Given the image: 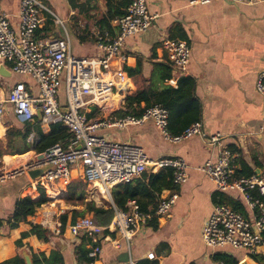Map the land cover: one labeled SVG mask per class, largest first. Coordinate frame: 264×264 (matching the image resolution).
Returning <instances> with one entry per match:
<instances>
[{
  "label": "crops",
  "instance_id": "obj_1",
  "mask_svg": "<svg viewBox=\"0 0 264 264\" xmlns=\"http://www.w3.org/2000/svg\"><path fill=\"white\" fill-rule=\"evenodd\" d=\"M19 1L0 0L2 11L14 25L17 23ZM40 1L55 17L67 22L68 27L64 26L70 36V46L72 37L77 44L76 52L81 49L77 43L79 42L80 45L92 48V53L84 55L96 54L97 36H111L99 23L103 13L108 10L107 0ZM129 1L111 0L109 6L117 8ZM193 1L195 0H146L147 10L154 16V20L146 31L130 34L124 39L122 51L126 60L122 65L133 67L136 64V56H140L143 71L148 75L152 69L151 61H167L161 46L164 39L177 38L187 41L190 46V61L184 75H190L195 80L194 93L201 103L200 122L203 130L207 133H221L224 135V144L239 153L236 160V176H246L243 173L245 169L252 170L253 174L257 171L258 175L264 176V104L254 87L256 76L264 65V0L254 4L225 0H210L203 4ZM41 17V25L36 31L37 38L49 39L64 35L60 24L55 23L47 11H42ZM111 25L115 27L114 33L117 34L114 19ZM80 37L84 39L83 42H80ZM2 64L11 72L9 63ZM111 65L112 69H116L117 59H113ZM180 76L174 74L164 84L176 87ZM18 81L32 85L33 93L36 94V88L30 78L13 72L9 76L0 74V91L6 92ZM60 101L62 104L65 102L63 87ZM5 109L0 121V142L3 143L4 149L7 148L6 131L12 127L23 126L13 115L10 105L6 104ZM104 114L92 105L85 110L88 120L101 118ZM39 128L47 133L50 127L42 129L39 125ZM96 132L141 146L151 161L164 157L184 159L188 165L186 181L172 190H162L155 197L158 200L160 196H166L175 190V203L166 214L154 216L143 225L130 243L117 233H111L109 238L118 241V245H114L111 240L105 239L106 232L94 236L70 235L67 230L68 224L71 223L70 211L83 210L85 205L82 202L72 203L71 207L61 213L45 205L47 201L36 209L35 214L40 224L48 228L54 236L49 241H43L30 234L21 239L22 247L18 248L15 241L20 239L22 232L30 229V224L20 222L15 228L8 229L4 221V225L0 227V262L18 253L22 254V251L29 254V249L48 255L52 249L58 248L62 251L64 264H78L75 247L85 240L86 249L90 250L95 245L101 248L94 264H123L129 258L148 264H221L214 258L217 253L232 255L239 264H264V260H254L250 256L251 253L245 250L230 246L210 248L202 241L203 223L217 200L223 198L225 203L232 206V203H237L245 212L237 191H216L214 183L197 169L206 159L216 158V147L207 146L197 136L178 143L168 142L162 138L150 120L119 130L114 127H101ZM35 157L36 152L33 150L15 156L10 154V151H4L0 156V173L30 162ZM160 170L154 167L148 172L156 174ZM137 180L146 183L147 179L142 174L115 185L110 189L111 199H107L99 187L86 185L88 189L84 202L92 200L96 206L111 208L114 204L112 193L123 192L125 183L134 186ZM74 181H83L80 167L72 170V182ZM66 191L67 188L64 191L52 188L44 192L50 198L60 199ZM144 193L145 190H140L134 198L127 201H137L139 205L145 204L146 210H151L156 199L151 200ZM27 195L37 199L39 192L38 187L26 174L0 182V218L9 217L15 201ZM64 213H67L64 230L60 233L59 226V233L56 234L54 229L56 225H61L60 215ZM44 218L48 225L43 224ZM148 253H153L152 259L146 258ZM252 254L260 255L264 259V241Z\"/></svg>",
  "mask_w": 264,
  "mask_h": 264
},
{
  "label": "built area",
  "instance_id": "obj_2",
  "mask_svg": "<svg viewBox=\"0 0 264 264\" xmlns=\"http://www.w3.org/2000/svg\"><path fill=\"white\" fill-rule=\"evenodd\" d=\"M210 0H195L194 3H207ZM233 3L254 4L262 0H225ZM47 11L55 23L63 29L62 37L37 38L42 11ZM154 20L147 10L146 0H130L124 15L114 19L117 34H100L96 42L97 53L77 55L72 52L70 36L63 21L55 17L40 0H20L17 23L14 25L0 5V63H9L11 72L28 77L36 88L23 81L13 84L6 92L0 91V121L5 113V105H10L13 115L21 123L31 124L27 141L31 145L37 139L34 125L39 122L42 129L60 122L70 133L64 141L55 143L36 157L19 167L0 173V182L26 174L28 169L50 165L41 177L32 180L44 191L56 188L64 191L72 182L73 168L82 169V179L88 187H99L107 199H111L110 189L117 184L140 177L146 165L159 169L171 167L176 185L187 179L188 165L178 157H164L151 161L144 149L136 144L112 139L97 129L114 127L123 129L129 125H141L150 120L162 138L178 143L191 137H199L209 147L217 148L215 159L208 158L197 167L214 185L216 191H237L245 212L232 208L225 202H215L206 217L202 229L203 243L210 248L230 246L254 253L263 243L264 234V176H236V160L239 153L228 148L221 133H207L200 121L187 126L183 131L172 134L167 129L168 113L159 104L144 110L141 115L118 116L115 111L125 109L120 104L119 94L123 91L127 74L123 67L126 60L122 51L124 39L134 33L146 31ZM166 60L172 65L174 74L183 75L190 61V46L187 41L166 38L162 41ZM117 59L118 67L112 69L111 62ZM61 87L65 102L61 103ZM255 90L261 95L264 104V65L258 72ZM95 106L105 114L101 118L88 120L85 110ZM66 109V111H63ZM40 112V119L36 116ZM177 193L171 191L160 196L153 210L142 211L139 205L128 200L123 208L112 204V217L109 224L102 226L89 215L77 217L68 224L70 235L94 236L106 232L117 233L130 243L135 233L154 216H163L175 203ZM44 218L43 224L48 225ZM59 224L54 232L59 233ZM118 245L117 240H111ZM98 245L91 247L88 256L93 258L87 264H94L100 254ZM148 259L153 253H148ZM123 264H148L145 261L129 258Z\"/></svg>",
  "mask_w": 264,
  "mask_h": 264
},
{
  "label": "trees",
  "instance_id": "obj_3",
  "mask_svg": "<svg viewBox=\"0 0 264 264\" xmlns=\"http://www.w3.org/2000/svg\"><path fill=\"white\" fill-rule=\"evenodd\" d=\"M107 0L108 10L103 13L100 24L104 26L114 36L115 27L111 25V21L117 17L124 15L125 8L129 2L123 3L120 7L111 8ZM108 32V33H109ZM84 39L80 37V42ZM135 66H125L127 80L123 91L119 94L120 104L125 108L115 111L116 115L123 116L131 114L139 116L148 107L159 104L167 110L168 122L167 129L172 134H177L183 131L190 124L200 121L201 118V103L196 97L195 80L190 75H181L177 80V86L173 87L169 84H164L174 75L172 65L168 62H152L150 74L146 75L143 71L142 58L136 56ZM22 127H12L6 131V147L9 148L12 155H24L28 151L33 150L36 153H41L55 143L64 142L70 137L68 130L60 123L56 122L50 125L49 131L44 133L39 128V125H34V130L37 134V139L33 145L28 143L27 136L31 130V124L22 123ZM3 143L0 142V156L4 154V149L1 148ZM246 176L252 175V170L243 171ZM146 183L137 180L134 186L125 183L123 192L117 191L112 193V199L117 207L123 208L127 199L134 198L138 191H144V195L151 200H157L156 195L160 194L164 189H174L176 184L173 181V169L171 167L162 168L158 173L144 172ZM130 188V189H129ZM39 196L37 199H32L30 196L18 198L14 203V208L11 215L7 218H0V227L4 225L8 229L15 228L20 222L30 224V229L21 233L20 239L15 241L18 248L22 247L21 239L30 234H34L38 239L49 241L54 235L46 227L40 224L38 216L35 214L36 209L48 201L43 188H38ZM85 183L83 181H74L67 187L66 201L69 203L82 202L84 209L78 211L73 209L70 211L71 222L77 217L83 216L86 212L92 214L93 220L98 225L109 224L112 217V208L96 206L91 200L84 202ZM155 200V206L157 201ZM216 202H224L223 198ZM232 202V201H231ZM137 203V201H136ZM227 203V202H226ZM139 205V203H137ZM235 210L243 212L241 206L237 203H232ZM154 206V207H155ZM154 207L151 209L153 210ZM139 208L142 211H150L145 209V204H140ZM61 225L60 233L63 232L67 220V213L60 215ZM264 241V234H263ZM86 241L83 240L75 247L78 264L89 263L93 258L88 256L89 249L85 248ZM29 256L32 264H64L62 251L58 248L52 249L48 255L43 252H33L29 249ZM256 261L264 260L260 255L250 254ZM214 258L221 264H239L237 259L229 254L217 253ZM0 264H25L24 257L21 253L6 259Z\"/></svg>",
  "mask_w": 264,
  "mask_h": 264
},
{
  "label": "rangeland",
  "instance_id": "obj_4",
  "mask_svg": "<svg viewBox=\"0 0 264 264\" xmlns=\"http://www.w3.org/2000/svg\"><path fill=\"white\" fill-rule=\"evenodd\" d=\"M54 13V12H53ZM55 14V13H54ZM63 23L66 27H68L67 25V22L63 20ZM79 46H81V49L79 52H76V46L77 44L75 43V41L72 39L71 37V48H72V52L73 53H77V54H81V55H84V54H89V53H92L90 52V50L92 49L90 46H87L85 47V45H80L81 43L77 42ZM62 89V87H61ZM3 147V145L1 146V148ZM4 149V148H2ZM5 151H11L9 148H6L4 149ZM15 156V155H14ZM8 158V157H7ZM87 186L85 184V195L87 194L86 191H87ZM66 194H67V191L65 193V195L63 194V197H61L59 199V197H55L54 199L53 198H50L49 196H47L48 198V202L45 204V205H48L50 207H52L53 209H55L57 212L61 211V213H63L64 211H66L69 207H71V204L72 203H69L66 201L65 197H66ZM84 215H89L93 218L92 214H89V213H85Z\"/></svg>",
  "mask_w": 264,
  "mask_h": 264
},
{
  "label": "water",
  "instance_id": "obj_5",
  "mask_svg": "<svg viewBox=\"0 0 264 264\" xmlns=\"http://www.w3.org/2000/svg\"><path fill=\"white\" fill-rule=\"evenodd\" d=\"M10 73L11 72L10 71H7L4 68L3 64L1 63V65H0V74L9 76ZM63 111H66V109H64ZM36 116L38 117V119H40V116L41 115H40V112L39 111H36ZM50 167H51L50 165H46V166H41V167L34 168V169H28L27 170V175H28V177L31 180L37 179V178L41 177L43 174H45V172ZM151 168H152V165L151 164H147L146 165V171L150 170ZM255 172L257 174V171H255ZM59 247H61V246L59 245ZM22 256L24 257L25 264H32L31 259H30V256H29V254L26 251H22Z\"/></svg>",
  "mask_w": 264,
  "mask_h": 264
}]
</instances>
